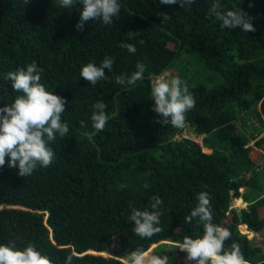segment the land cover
Returning a JSON list of instances; mask_svg holds the SVG:
<instances>
[{
  "label": "trees",
  "instance_id": "trees-1",
  "mask_svg": "<svg viewBox=\"0 0 264 264\" xmlns=\"http://www.w3.org/2000/svg\"><path fill=\"white\" fill-rule=\"evenodd\" d=\"M119 2L112 24L90 20L80 31L83 4L76 0L71 8L60 0H0V106L19 95L7 74L35 61L48 90L66 98L62 122L70 129L50 142L52 165L38 166L30 176H20L6 157L0 168V244L22 248L32 242L56 264L77 253L90 254L87 264H123L130 252L150 248L169 264H186L187 253L179 249L183 238L203 235L199 219L187 223L186 217L197 195L207 192L212 222L231 232L225 249L236 242L248 264H264L263 247L250 238L264 230V172L250 154L254 147L264 149V134L253 147L245 125L236 123L244 110L264 113V0H219L221 10L239 5L252 17L256 31L247 33L221 28L209 17L216 0H194L184 8L159 0ZM121 42L137 51L121 48ZM105 56L114 58L107 79L85 81L82 67L99 66ZM197 61L206 73L194 77L189 72L197 64L189 65ZM137 63L146 66L143 80L115 83L135 72ZM176 66L196 101L184 127L205 133L210 151L175 138L184 127L160 123L153 110L154 78ZM97 101L106 103L109 116L99 132L91 120ZM154 196L163 201L162 231L141 238L128 217ZM233 197H242L247 207L230 208Z\"/></svg>",
  "mask_w": 264,
  "mask_h": 264
},
{
  "label": "clouds",
  "instance_id": "clouds-1",
  "mask_svg": "<svg viewBox=\"0 0 264 264\" xmlns=\"http://www.w3.org/2000/svg\"><path fill=\"white\" fill-rule=\"evenodd\" d=\"M76 2L83 4L76 25L77 30L80 31L84 30L85 24L90 20H102L105 25L112 24L113 18L121 10L119 0H76ZM159 2L164 5L179 3L180 7L184 8L186 4L191 6L194 0H159ZM73 4L74 0H60V6L63 8H71ZM208 15L220 21L221 28L241 29L246 33L256 31L252 17L239 5L234 9L223 11L219 0H216L211 5ZM132 38L130 31L129 39ZM140 43L143 41L141 40ZM120 47L126 48L133 54L137 51L131 43L121 42ZM113 64L114 58L105 56L99 66L95 62L84 65L80 76L92 85H96L98 81L107 79L106 69L110 71ZM42 71L43 69L33 61L26 67L9 72L6 77L11 80L13 90L19 95L12 103L0 106V168L5 165L7 157L8 166L18 168L20 176H30L38 166L50 167L55 159V152L50 142L56 139L57 134L62 138L67 137L70 130L68 123L62 122V114L66 111L68 102L54 90H48L42 82ZM145 71L146 66L137 63L135 72L130 76L126 73L117 76L115 83L135 86L137 81L144 79ZM151 96L154 99L153 110L162 117L159 122L176 128L184 127L186 113L196 104L187 85L180 78L169 80L161 77L155 80ZM93 108L92 127L99 132L104 130L109 120L106 113L107 105L104 101H97ZM145 187L147 188L148 185L145 184ZM197 200L198 204L186 217V222L191 223L193 218H198L203 224V235L197 238L187 236L183 238L179 249L187 253L186 264H248L238 243L233 242L229 249H225V241L231 238V232L212 222L210 194L200 192ZM162 203L159 196H154L145 209H132L128 220L134 222L136 235L141 238H151L162 231L159 227ZM72 261L73 256L70 254L64 264H72ZM0 264H56V262L48 254L39 251L32 242L21 248L10 241L0 244ZM123 264H169V262L167 256L153 255L146 250L136 249L128 254Z\"/></svg>",
  "mask_w": 264,
  "mask_h": 264
},
{
  "label": "built area",
  "instance_id": "built-area-1",
  "mask_svg": "<svg viewBox=\"0 0 264 264\" xmlns=\"http://www.w3.org/2000/svg\"><path fill=\"white\" fill-rule=\"evenodd\" d=\"M236 123L238 126H241V124L245 125L246 133L251 138L248 144L253 147H254L255 140L264 134V113L260 111V108H259V114L251 110H244L241 116L239 117V120L236 121ZM252 133L254 134L255 137L252 136ZM205 135H206L205 133H197L191 129L183 128L181 132L175 136V138L191 139L195 141L196 143H198L205 150L206 147L204 146V143H203ZM254 148L262 152V156L259 159H257L256 168L264 172V149L259 148V147H254ZM240 191H244V188L241 187ZM236 199L237 197L232 198L230 208L239 210L241 209V207L235 204ZM261 215L264 218V206L261 209ZM257 234L258 232L253 231V236Z\"/></svg>",
  "mask_w": 264,
  "mask_h": 264
},
{
  "label": "rangeland",
  "instance_id": "rangeland-1",
  "mask_svg": "<svg viewBox=\"0 0 264 264\" xmlns=\"http://www.w3.org/2000/svg\"><path fill=\"white\" fill-rule=\"evenodd\" d=\"M196 64H197V67L189 72L190 75H193L194 77H196L197 75H201L202 73H206L205 70H204V68L201 66V63H199L198 61H197V63L195 62L194 65L190 64L189 67L192 68ZM179 74H180V68L177 67V66L176 67H172V68H169V69L165 70L163 73L159 74L158 76H156L154 78V81L157 80V79H159V78H161V77H164V78L169 79V80L172 79V78H180V75ZM184 81H186V80L184 79ZM237 120H239V119H237ZM239 128L240 129H243V126L242 127L239 126ZM208 149H207V151H209ZM250 238H251V240L255 244L260 245L264 249V233L263 232H262L261 235H254L253 236V234H252V236ZM161 242H165V241H161ZM151 250H152V248H150L148 250V252H150ZM107 253L108 252H102V254H104V255H107ZM89 255H90L89 253H86V254H79V253H77V254H75L73 256L72 264H87ZM64 261L62 262V264H64Z\"/></svg>",
  "mask_w": 264,
  "mask_h": 264
},
{
  "label": "crops",
  "instance_id": "crops-1",
  "mask_svg": "<svg viewBox=\"0 0 264 264\" xmlns=\"http://www.w3.org/2000/svg\"><path fill=\"white\" fill-rule=\"evenodd\" d=\"M250 154H251L252 158H254V159H259V158L262 156V152L259 151L258 149H253V150L251 151ZM237 198H240L241 201H245V200H243L242 197H237ZM236 200H237V199H236ZM236 200H235V204L238 205L239 207H241V208H245V207H247V205H248V202H247V201H245V203L247 202V204H245L244 202H242L241 204H237ZM262 232L264 233V230L258 232L257 235H261Z\"/></svg>",
  "mask_w": 264,
  "mask_h": 264
}]
</instances>
